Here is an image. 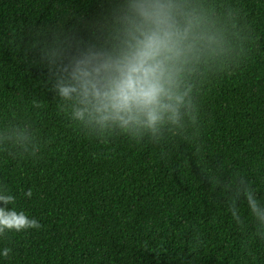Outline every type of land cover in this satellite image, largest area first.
Returning <instances> with one entry per match:
<instances>
[{
    "label": "trees",
    "instance_id": "obj_1",
    "mask_svg": "<svg viewBox=\"0 0 264 264\" xmlns=\"http://www.w3.org/2000/svg\"><path fill=\"white\" fill-rule=\"evenodd\" d=\"M191 2L215 43L180 125L102 142L60 108L34 39H92L107 0H0V189L40 224L0 235V264H264L233 195L264 202V0Z\"/></svg>",
    "mask_w": 264,
    "mask_h": 264
},
{
    "label": "clouds",
    "instance_id": "obj_2",
    "mask_svg": "<svg viewBox=\"0 0 264 264\" xmlns=\"http://www.w3.org/2000/svg\"><path fill=\"white\" fill-rule=\"evenodd\" d=\"M92 39L58 29L34 39L39 62L67 118L87 135L106 141L116 133L155 136L179 126L189 108V78L212 52L215 37L191 0H107ZM29 189L24 193L31 196ZM264 229V202L243 181L233 190ZM0 189V235L38 229L39 222L14 207ZM234 219L237 209L229 204ZM264 235V233H262ZM8 248L0 249L7 257Z\"/></svg>",
    "mask_w": 264,
    "mask_h": 264
}]
</instances>
